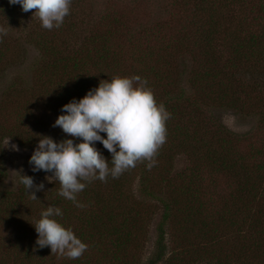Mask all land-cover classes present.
Listing matches in <instances>:
<instances>
[{"label":"trees","instance_id":"trees-1","mask_svg":"<svg viewBox=\"0 0 264 264\" xmlns=\"http://www.w3.org/2000/svg\"><path fill=\"white\" fill-rule=\"evenodd\" d=\"M174 7V19L138 27L124 12L92 17L93 0H70L61 26L45 29L34 9L23 12L0 0V26L7 29L0 37V64L23 63L26 43L38 52L29 81L21 88L12 83L0 99V118L17 121L5 133L0 124V227L7 233L0 237V264H46L52 255L49 247L36 246L33 224L14 226L32 203L37 220L47 206L59 207V222L87 244L68 264H138L152 215L145 199L130 194L134 180L142 197L160 200L164 208L151 264L165 255L168 232L174 249L167 264H264V0H174ZM10 31L25 33V41L18 43ZM133 75L146 80L170 113L153 167L138 161L117 178L85 182L76 196L83 207L57 194L59 182L37 191L36 199L22 184L18 190L2 186L1 142H38L37 105L43 114H59L99 80ZM217 110L251 117L254 125L245 133L231 131ZM96 147L111 158L99 141ZM179 155L189 165L174 171ZM222 175L229 194L221 208H210L213 190L206 179L215 188Z\"/></svg>","mask_w":264,"mask_h":264},{"label":"clouds","instance_id":"clouds-1","mask_svg":"<svg viewBox=\"0 0 264 264\" xmlns=\"http://www.w3.org/2000/svg\"><path fill=\"white\" fill-rule=\"evenodd\" d=\"M8 2L18 4L23 12L34 9L32 14L45 29L59 28L69 14L70 0ZM6 32V27L0 26V37ZM146 84L138 75L101 79L79 99L73 97L63 104L52 126L59 127L66 138L54 140L40 135L28 159L32 171L50 172L46 179L59 182L57 194L83 207L76 196L86 187L85 182L117 178L138 161H145L149 169L153 167L157 149L165 142V122L170 113L163 102L157 103ZM9 139L4 147L18 151L16 144L9 145ZM97 141L111 154L109 160L97 149ZM19 173V183L36 199L35 193L43 190V182L34 184L32 176ZM62 214L53 205L41 210L39 219L32 223L37 233L36 246L49 247L51 253L69 259L79 258L88 246L70 227L59 222L57 218Z\"/></svg>","mask_w":264,"mask_h":264},{"label":"rangeland","instance_id":"rangeland-1","mask_svg":"<svg viewBox=\"0 0 264 264\" xmlns=\"http://www.w3.org/2000/svg\"><path fill=\"white\" fill-rule=\"evenodd\" d=\"M116 10L119 12H124L132 18L135 17L137 19V26H151L157 23H162L163 21H170V18L174 17L176 8L174 7V0H93V8H92V17H100L101 14H105L111 10ZM174 19V18H173ZM10 34L18 38L17 42L22 43L25 41V33H19L16 31H10ZM15 44H18V43ZM24 44V43H23ZM26 47V59L22 63H12V64H0V99L4 96V92L8 89L12 83H15L18 88L22 87V82L29 81L31 77V68L32 63L38 58L37 50L29 45L25 44ZM187 64L190 66L191 61L186 59ZM186 82V79L184 83ZM188 87L187 84H185ZM217 116L222 117V123L229 128L231 131H235L237 133H245L248 132L252 126L254 125V119L251 117H238L232 111H223L217 110L214 111ZM34 114H38L40 116V121L38 124H35V135L39 137L40 135H48L51 136L54 140L57 135L65 134L59 127H53V122L57 117L58 113L48 112L43 114V108L40 105H37V108L34 110ZM32 120V119H31ZM30 120V121H31ZM29 121V122H30ZM0 124H2L4 128V133L6 130H10L14 124H17V121L14 119L0 118ZM9 137H5L1 142L2 149V161L5 168V178L2 181V186L6 189L18 190L21 186L19 183V171L21 174H26L33 177L34 184H39L43 182L44 188L51 186L52 184H57L58 181L55 180H47L46 176H50L51 173H46L44 171H32L31 165L28 163V159L36 147L35 145L30 147H25L20 145L15 139H9V145L16 144L18 147V151H13L10 147H4L5 141ZM189 165L188 159L185 155H179L175 161V170L174 171H183ZM210 180L206 179V186L211 188L213 194V199L207 198V201L210 204L214 201L213 204H210L211 207L221 208L224 204L222 197L229 194V189L227 187L228 180H226L225 176L219 177L218 186L215 187L212 183H209ZM138 182L134 180L132 185H130V194L133 195L134 198L142 200H146L145 209H148V214L151 216V219L148 225L145 227L146 235L141 237V243L143 245L140 253L138 254V264H151V259L154 258L157 253L156 249V240H157V224L160 220V217L163 213V204L160 200L157 199H148L144 198L140 195L138 190ZM213 186V187H211ZM161 194V193H159ZM80 199V198H79ZM81 200V199H80ZM82 201V200H81ZM151 204V206L148 205ZM69 213V212H68ZM38 209L37 204L32 203L30 206L25 207V209L19 212V217L17 216V220L15 221L16 228L22 225L29 226L32 223L34 224L38 218ZM23 227V226H22ZM21 228V227H20ZM167 228V227H166ZM168 231V228H167ZM8 233L10 230L7 231ZM4 233L3 229L0 227V237L4 238L7 235ZM166 249L165 255L163 258L158 261L156 264H167L168 258L174 249V244L171 241L170 234L165 237ZM10 241L5 239L6 244ZM3 248L1 247L0 250ZM95 257H98L94 255ZM67 260V262H65ZM68 258L62 255L54 254L46 260V264H68ZM203 262H208L207 259H204Z\"/></svg>","mask_w":264,"mask_h":264}]
</instances>
